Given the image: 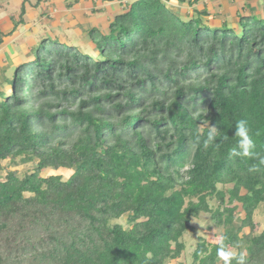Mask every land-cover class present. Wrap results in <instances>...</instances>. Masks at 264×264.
Wrapping results in <instances>:
<instances>
[{"label": "trees", "instance_id": "16d2710c", "mask_svg": "<svg viewBox=\"0 0 264 264\" xmlns=\"http://www.w3.org/2000/svg\"><path fill=\"white\" fill-rule=\"evenodd\" d=\"M114 1L93 52L42 37L1 71L0 264H222L220 232L264 264V164L231 151L244 119L264 156V0L224 4L231 20L205 0ZM209 126L227 138L205 148Z\"/></svg>", "mask_w": 264, "mask_h": 264}, {"label": "rangeland", "instance_id": "374dc122", "mask_svg": "<svg viewBox=\"0 0 264 264\" xmlns=\"http://www.w3.org/2000/svg\"><path fill=\"white\" fill-rule=\"evenodd\" d=\"M37 1L0 0L2 6L0 9V32L3 35L11 31L12 25L9 22V17L17 18L23 2H25L26 7V24L20 26L11 37H5L2 45H0V90L4 93H9V90L1 83L2 69H9L21 61H30L32 59L30 48L36 44L37 40L42 37H58L62 41H68L75 46H81L86 52L91 53L93 51L89 45L87 31L95 26L101 30L105 29V26L109 22L108 18L111 16L107 12L95 13V10L105 8V10H109V13H111V11H116L120 8L119 1L102 3L101 0H40L38 8H33L32 6ZM205 2L210 4V10H212L211 19H216L219 16L223 17L222 14L226 13L224 16L228 20H231L234 8L228 9L227 14L224 4L233 7L238 6L239 8L244 5L243 0H205ZM253 3L255 4L254 11H258L259 0H255ZM69 4L71 5L70 7H68ZM174 9L177 12L183 13L186 10L188 11V5L187 3L176 4ZM68 173L70 174L71 172L69 171ZM59 174L65 177L68 176L63 169H47L41 173L42 176ZM255 219L259 223L260 230H263L264 205L256 213ZM201 233L206 234V228L202 227ZM208 233L209 235L211 234L207 230V235ZM210 239L211 237L208 238L209 241ZM169 264H180V262H171Z\"/></svg>", "mask_w": 264, "mask_h": 264}, {"label": "clouds", "instance_id": "9594fccd", "mask_svg": "<svg viewBox=\"0 0 264 264\" xmlns=\"http://www.w3.org/2000/svg\"><path fill=\"white\" fill-rule=\"evenodd\" d=\"M256 135H259V133H256ZM235 137L239 139L237 146L231 150L233 155L259 160L260 164H264V156H261L259 152L255 151L256 143L247 120L241 119L236 122ZM226 138L220 136V131L217 126H209L207 134L203 138V146L207 148L209 145L217 144L218 139ZM256 170L255 166L249 169V171ZM214 240L217 245V258L222 264H233V262L235 264H250L247 251L240 250L237 252L232 250L226 244L227 237L223 232L216 234Z\"/></svg>", "mask_w": 264, "mask_h": 264}]
</instances>
